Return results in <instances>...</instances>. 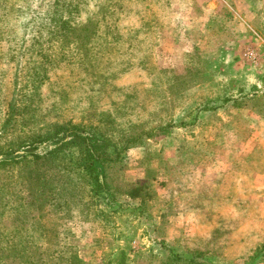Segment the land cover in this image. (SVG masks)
<instances>
[{
    "label": "rangeland",
    "instance_id": "374dc122",
    "mask_svg": "<svg viewBox=\"0 0 264 264\" xmlns=\"http://www.w3.org/2000/svg\"><path fill=\"white\" fill-rule=\"evenodd\" d=\"M253 6L264 25V4ZM187 11L175 0H0V264L118 262L126 244L112 236L129 227L155 245L187 209L199 236L167 264H264V82L227 83L212 66L218 41L188 50L205 22ZM74 131L121 150L128 184L150 172L157 197L100 196L104 214L123 207L109 224L68 204L81 176L66 168L82 158Z\"/></svg>",
    "mask_w": 264,
    "mask_h": 264
},
{
    "label": "crops",
    "instance_id": "0c3cea01",
    "mask_svg": "<svg viewBox=\"0 0 264 264\" xmlns=\"http://www.w3.org/2000/svg\"><path fill=\"white\" fill-rule=\"evenodd\" d=\"M175 1L183 4L198 27L199 23L205 22V30L199 34L201 40L198 41V38L188 50L209 52L210 41L214 40L215 44L218 41L214 49L218 57L212 66L223 70L222 77L227 83L264 82V25L259 24L260 10L253 6L256 3L264 4V0H204L202 4H199V0ZM211 18L221 21L217 31L222 32V37L218 35L219 38H214L217 31L210 24ZM220 164L221 170L227 169L225 173H229V162L221 161ZM135 229L138 231V228ZM198 236V213L195 209H187L169 218L164 232L156 234L155 245L147 236L136 235L135 230L121 243L126 244L122 246L127 255L126 264H167V257L176 252L179 240L190 242ZM146 241L147 246L143 243Z\"/></svg>",
    "mask_w": 264,
    "mask_h": 264
},
{
    "label": "trees",
    "instance_id": "16d2710c",
    "mask_svg": "<svg viewBox=\"0 0 264 264\" xmlns=\"http://www.w3.org/2000/svg\"><path fill=\"white\" fill-rule=\"evenodd\" d=\"M258 94V93H256ZM255 98H259L264 100V96L257 95ZM222 101L225 103H228L230 101H236L234 97H225L222 99ZM217 107H211V108H203L202 110L204 112L207 111H214ZM220 109V108H219ZM259 115H262L264 113H258ZM199 115V114H197ZM195 116V118L197 117ZM194 118V119H195ZM214 127H216L219 131H221L222 127L216 122V124H213ZM73 144H78L80 147V150L82 152V158L75 164V166L72 167H66L69 170H75L77 174V179H73L71 182V186L69 188V194L70 198L66 199L67 203H70V200L72 199L73 202L77 205H84V207L81 208V212L88 211L87 213L95 212L96 217L104 216V221L109 224L106 220V218L109 217V214L117 213L118 210L123 209V207H107L105 208L107 214H104V211L98 209V204H101V199L98 200V198H103L105 195H109L112 200H115L117 197L116 193L118 191L122 190L124 194H126L128 197L132 199H140L141 204L144 202L146 196L154 195L157 197L155 189L150 185V181H152V177H150V172H147V175L144 179L136 180L135 182H131L128 184V181L123 178L122 176V170L124 168V164L121 163V160L119 159V154L121 152L117 149H114L111 153L107 151L103 146L104 139L103 140H96L91 139L88 136H84L81 133L74 131L73 132ZM69 143V142H67ZM66 143V144H67ZM179 150L184 155L185 158L192 163L190 153H185L183 145L179 146ZM60 150L54 151L51 156H58ZM56 154V155H54ZM115 154V156H114ZM37 156V155H36ZM182 156V155H181ZM38 157V156H37ZM50 157V156H48ZM42 158V157H39ZM98 159L102 165L105 167L103 179L100 178V176L97 173L96 167H95V160ZM166 162L162 158L160 161V167L165 166ZM230 164V171L232 169V163ZM256 169V168H253ZM261 169V168H258ZM229 171V173H230ZM253 171V170H252ZM251 172V171H249ZM118 180L119 185L123 184L124 182L128 184V187L126 189H122L121 187L117 186V192L114 191V180ZM90 186V189L87 187ZM109 208L111 210L109 211ZM132 208H139L140 211H144V207H132ZM110 212V213H109ZM166 213L164 210L160 213V219L161 222H165L163 219L165 217ZM129 227H126L125 231L119 232L118 235H114L111 238L116 241L118 244L125 239L131 231H126ZM106 232V231H105ZM118 252L120 253V259L118 262H111L109 261L108 264H126L127 263V255L123 247H118ZM76 257V256H74Z\"/></svg>",
    "mask_w": 264,
    "mask_h": 264
}]
</instances>
